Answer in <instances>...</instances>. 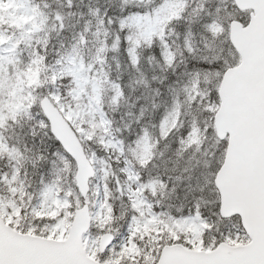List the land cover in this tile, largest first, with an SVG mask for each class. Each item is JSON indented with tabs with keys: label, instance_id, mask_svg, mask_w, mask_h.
<instances>
[{
	"label": "snow or ice",
	"instance_id": "snow-or-ice-1",
	"mask_svg": "<svg viewBox=\"0 0 264 264\" xmlns=\"http://www.w3.org/2000/svg\"><path fill=\"white\" fill-rule=\"evenodd\" d=\"M0 264H264V0H0Z\"/></svg>",
	"mask_w": 264,
	"mask_h": 264
}]
</instances>
